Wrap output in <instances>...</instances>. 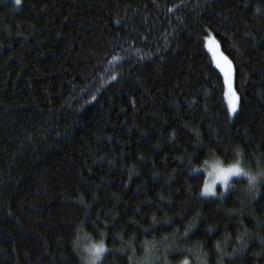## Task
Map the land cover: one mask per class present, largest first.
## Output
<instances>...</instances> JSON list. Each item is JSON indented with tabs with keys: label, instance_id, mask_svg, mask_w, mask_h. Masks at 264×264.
Wrapping results in <instances>:
<instances>
[{
	"label": "trees",
	"instance_id": "trees-1",
	"mask_svg": "<svg viewBox=\"0 0 264 264\" xmlns=\"http://www.w3.org/2000/svg\"><path fill=\"white\" fill-rule=\"evenodd\" d=\"M213 160L264 172V0H0V264H264V177L205 198Z\"/></svg>",
	"mask_w": 264,
	"mask_h": 264
},
{
	"label": "rangeland",
	"instance_id": "rangeland-1",
	"mask_svg": "<svg viewBox=\"0 0 264 264\" xmlns=\"http://www.w3.org/2000/svg\"><path fill=\"white\" fill-rule=\"evenodd\" d=\"M204 46H205V50L208 53V55L210 56L214 66L218 69V71L221 73L222 77H223V81H224V98H225V103L227 106V111L230 117H234V115L237 113L238 111V101H236L233 97H232V92L234 91V82H233V70H232V66L230 64V62L228 61V59L223 55V53L221 52L218 40L213 36V35H208L205 38L204 41ZM219 65V66H218ZM230 65V67H229ZM221 68L224 69V71L221 70ZM225 72H228V75H225ZM231 82V89L228 88V82ZM235 93V97H238L236 92ZM233 102L236 104V112L232 113L229 111V103ZM217 161L213 160V161H208L207 163H205V165L197 170V173H202L205 177V183H204V187L202 190V195L205 198H216L222 194L225 193V191L227 190L229 183L227 184H223L222 182H215L212 183L211 180L212 178L208 175V173L210 171H212V166L213 164H215ZM231 165L234 166H239L242 170H247L249 171L247 168L244 167L243 163L241 161H237ZM259 173V172H257ZM238 178H243L241 175L237 174V176H235L233 179H238ZM232 179V180H233ZM206 185L211 189L210 192H205V187ZM258 185V184H257ZM256 185V186H257ZM215 193V194H212ZM98 241L92 240L90 238H86L83 237V240L81 242L82 244V257L84 260L85 264H88V261L92 258H94L95 252L94 251H89V249L93 248L94 243H97ZM108 252V250H107ZM106 252V253H107ZM106 253L101 254V256L103 257ZM154 259V258H153ZM151 260L149 259V261H146V264H153L152 262H154L155 260Z\"/></svg>",
	"mask_w": 264,
	"mask_h": 264
},
{
	"label": "clouds",
	"instance_id": "clouds-1",
	"mask_svg": "<svg viewBox=\"0 0 264 264\" xmlns=\"http://www.w3.org/2000/svg\"><path fill=\"white\" fill-rule=\"evenodd\" d=\"M235 169H239L241 175L244 179L247 180L250 187H255L262 177H264V172L257 173L247 170H242L239 166L234 165H226L222 160H218L215 164L212 166V171L208 173V175L212 178L211 182H222L223 184L229 183L235 176H237ZM96 249H99L100 257L99 259L92 258L88 261V264H100V261L102 259L101 254H104L107 252V246L106 242L101 239L97 243H94L93 248L89 249V251H96Z\"/></svg>",
	"mask_w": 264,
	"mask_h": 264
},
{
	"label": "snow or ice",
	"instance_id": "snow-or-ice-1",
	"mask_svg": "<svg viewBox=\"0 0 264 264\" xmlns=\"http://www.w3.org/2000/svg\"><path fill=\"white\" fill-rule=\"evenodd\" d=\"M19 2H20V0H16V3H17V4H19ZM218 66H219V65H218ZM229 67H230V65H229ZM221 70L224 71L223 68H221ZM225 75L227 76V75H228V72H225ZM228 88L231 89V82H230V81L228 82ZM232 97H233L236 101H238V97H235V93H234V91L232 92ZM229 111L232 112V113H235V112H236V104L233 103V102H231V101H230V103H229ZM235 172H236V174H239V173H240V170H239V169H235ZM210 191H211V189L206 185V187H205V192L207 193V192H210ZM212 194H215V193H212ZM99 257H100L99 249H96V251H95V255H94V258L99 259Z\"/></svg>",
	"mask_w": 264,
	"mask_h": 264
}]
</instances>
